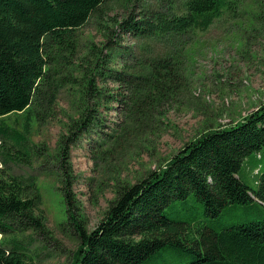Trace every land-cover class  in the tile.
I'll list each match as a JSON object with an SVG mask.
<instances>
[{
  "label": "trees",
  "instance_id": "trees-1",
  "mask_svg": "<svg viewBox=\"0 0 264 264\" xmlns=\"http://www.w3.org/2000/svg\"><path fill=\"white\" fill-rule=\"evenodd\" d=\"M108 1L0 0V155L10 140L18 160L28 164L35 154L27 139L31 125L56 101L59 89L71 87L78 110L59 139L57 167L65 222L79 241L71 264H154L165 247L189 257L184 264H264V219L216 230L195 214L187 220L166 215L169 206L189 196L207 220L236 204L264 206V170L254 174L256 188L241 179L251 155L264 157V102L233 122L202 129L134 182L115 185L114 197L91 230L81 220L72 191L71 146L99 126L102 136L91 144L94 159L105 163L112 155L109 147L133 135L147 137L143 142L156 156L151 136L165 131L168 107L182 105L175 102L186 90L184 50L242 2L127 0L131 5L115 21L117 28L107 30L106 40L91 44L83 61L73 65L78 29ZM253 1L259 8L250 22L264 19V0ZM121 35L161 45L144 59L140 46L135 55L122 45ZM61 64L68 69L63 72ZM11 114H21L20 131L7 122ZM41 198L34 175H0V264H36L31 235L52 237L39 208Z\"/></svg>",
  "mask_w": 264,
  "mask_h": 264
},
{
  "label": "rangeland",
  "instance_id": "rangeland-1",
  "mask_svg": "<svg viewBox=\"0 0 264 264\" xmlns=\"http://www.w3.org/2000/svg\"><path fill=\"white\" fill-rule=\"evenodd\" d=\"M130 5L127 0H110L103 5L98 16H91L78 29L73 65L83 61L91 44L101 45L106 40L107 30L117 28L115 21L127 14ZM258 8L257 2L242 0L235 11H231L234 15L228 12L188 43L185 55L181 57L187 86L185 93L175 102L182 105H170L168 120L163 124L166 128L162 126L161 129L165 131L151 136L152 140H156V156L143 142L147 137L140 139L133 135L125 144L117 143L115 147H109L112 155L105 163L99 156L94 159L91 144L102 136L99 126L84 133L71 146L72 191L87 230L95 227L103 216L109 200L115 195V185L134 182L147 168H153L163 157L173 154L202 129L233 122L264 102V19L256 18L250 22V15ZM121 43L132 48L135 55L140 46L139 54L144 59L152 56L150 50L155 45H161L155 39L128 35H121ZM114 54L118 61L120 53L115 51ZM61 66L63 72L68 69L65 64ZM73 92L71 87L59 89L56 101L44 109L41 117L31 125L27 139L35 154H32L28 164L18 160L15 155L19 153L10 140L0 155V175L31 174L37 179L42 196L39 208L52 237L31 235L30 253L36 264H71L79 243L73 228L65 222L60 197L62 182L57 171L59 139L66 131L69 117L78 110ZM115 118L113 115L110 120ZM21 119V114L6 117L17 131L21 130ZM110 122L107 120L106 124ZM257 169L264 170V157L260 160L253 154L244 162L241 174V179L253 188L257 186L254 182ZM200 209V205L189 196L169 206L166 215L187 220V215L195 214V218H200L216 230L232 223L264 219V206L256 202L229 206L216 220L205 219ZM187 259L189 257L178 255L173 248L165 247L153 261L154 264H184Z\"/></svg>",
  "mask_w": 264,
  "mask_h": 264
}]
</instances>
